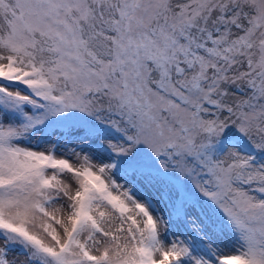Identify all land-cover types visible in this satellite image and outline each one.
Segmentation results:
<instances>
[{"label": "snow or ice", "instance_id": "1", "mask_svg": "<svg viewBox=\"0 0 264 264\" xmlns=\"http://www.w3.org/2000/svg\"><path fill=\"white\" fill-rule=\"evenodd\" d=\"M0 264H264V0H0Z\"/></svg>", "mask_w": 264, "mask_h": 264}]
</instances>
